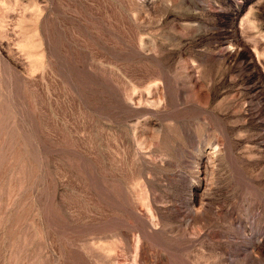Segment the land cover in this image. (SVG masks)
Masks as SVG:
<instances>
[{
  "label": "rangeland",
  "instance_id": "1",
  "mask_svg": "<svg viewBox=\"0 0 264 264\" xmlns=\"http://www.w3.org/2000/svg\"><path fill=\"white\" fill-rule=\"evenodd\" d=\"M0 264H264V0H0Z\"/></svg>",
  "mask_w": 264,
  "mask_h": 264
}]
</instances>
